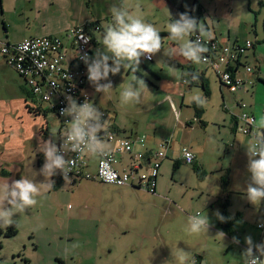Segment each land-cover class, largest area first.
Masks as SVG:
<instances>
[{"label": "rangeland", "instance_id": "1", "mask_svg": "<svg viewBox=\"0 0 264 264\" xmlns=\"http://www.w3.org/2000/svg\"><path fill=\"white\" fill-rule=\"evenodd\" d=\"M82 1L86 0H78L75 10L80 9V14L98 27L89 30L94 39L95 56L98 49L103 50L100 43L103 31L101 26L112 21L109 10L113 5L119 6L121 0H90L88 6L85 3L81 5ZM128 2L132 5V11L138 12L146 22L160 31L167 51L172 49L171 45H180L169 39L167 25L171 19H178L179 14L185 12L203 23L210 32L221 33L222 36L229 34L231 42L236 41V36L240 42L249 38L255 46L264 77V0ZM25 5L24 0H0V11L4 8L10 23H16L17 14H26ZM19 26L12 24L9 29L14 41L22 37ZM3 33L0 25V40ZM189 39L192 40V37ZM164 49L153 56L152 62L141 58L135 71L132 68H121L115 75L110 73L108 79L112 88L105 94L96 92L91 83L87 87L90 103L94 102L100 110L105 111L107 119L114 117L123 129L120 132L122 135L130 137L134 132L148 134L153 129L158 135H167L165 137L173 133L176 149L172 150V145L167 150L153 194L143 187L128 191L97 181L83 180L66 184L64 178L59 189L51 190L48 182L50 178L41 172L45 156L40 147L44 141L52 140L56 143L60 138L63 130L58 126L59 120L54 118L52 112H48L44 119L36 107L42 104L45 108L48 104L27 98L25 91L18 86L21 80L24 83L25 80L22 77L20 79L13 69L9 67L1 70L0 95L2 97L10 93L12 98L8 85L16 87L14 99L10 100L15 101V114L24 123L20 133L25 136L27 144L24 149L16 152V158H19V154L22 157L21 166L17 164L7 168L11 174L0 175V183L5 179L11 183L24 176L37 183L41 194L34 207L14 217L17 229L15 235L4 237L6 227H0V264H26V261L27 264H59L60 261L64 264H176L172 248H181L192 256L195 253L202 254L203 250L200 249L211 244L210 256L214 259L222 258L226 262L227 258L219 255L222 252L218 247L220 238L211 228L207 233L190 235L185 232V227L188 217L198 212L208 216L209 226L216 223L217 204L222 201L229 202L228 208L233 214L249 202L246 198V187L251 176L247 167L248 137L231 129L229 115L215 105L214 97L212 100L206 99L200 118L195 117L190 96L196 92L201 93V87L197 84L188 86L182 83L180 77L175 80L181 68L171 62L172 59L165 55ZM249 61L253 63L251 57ZM133 76L142 78L147 88L143 90L139 104H121L120 92ZM158 77L179 89L176 93L178 98L169 95L164 100L169 91L161 87ZM257 84L259 86L253 84L249 88V96L254 92L259 109H263L264 82L258 80ZM184 90L188 103L185 102L180 111L176 98L180 100ZM23 97L28 109L25 108L26 113L23 111L24 105L22 107L21 101H18ZM171 101L175 105L174 112ZM243 101L247 105L249 97L243 98ZM36 110L39 115H36ZM169 119L174 126L179 123L177 130L168 129ZM182 146H189L197 155L192 163L181 159ZM249 203L251 215L246 216L245 221L249 222L250 227L256 228V221L251 219L254 213L264 209V200L258 205ZM261 205L263 207L259 209ZM236 221L244 223V219L239 217Z\"/></svg>", "mask_w": 264, "mask_h": 264}, {"label": "clouds", "instance_id": "2", "mask_svg": "<svg viewBox=\"0 0 264 264\" xmlns=\"http://www.w3.org/2000/svg\"><path fill=\"white\" fill-rule=\"evenodd\" d=\"M138 7V6H137ZM132 5L128 0H121L119 6L110 8L112 21L102 25L100 43L103 50H97L94 57L85 53L81 59L87 65L89 82L95 87L96 92L107 93L112 88L109 74H117L126 68L138 69L141 58H151L164 49L160 31L151 23L146 22L138 12L131 10ZM169 39L180 43L178 54L193 64H200L204 54L208 52L206 40L212 38L203 23L188 13L179 14V18L170 20L167 25ZM198 33L199 38L191 40L189 37ZM165 55L172 58L176 53L164 49ZM111 61V63H109ZM193 76V79H197ZM101 81H107L101 83ZM147 88L145 81L133 76L132 80L120 92L121 104H139L142 92ZM67 107L61 110V115L71 117L69 128L62 137L63 142L57 145L52 140L44 141L40 150L43 151L45 162L41 172L50 178L59 171L67 183L70 182L69 173L75 166V160L66 158L68 152L77 156L105 157L110 154L111 146L106 143L103 134H106L108 121L104 113L87 100L77 103L73 97L66 96ZM191 102L198 107L206 104V98L200 94H193ZM257 127L264 128V118L257 122ZM248 156V171L250 182L246 187V198L254 205L264 200V135H254L246 144ZM177 158H180L179 156ZM184 158L189 162L192 153L184 152ZM51 185L53 182L49 179ZM41 194V188L34 180L22 176L11 183L5 179L0 183V227H10L14 217L34 207ZM217 217L223 221L225 218L217 211ZM209 218L206 214L196 213L188 217L185 232L188 234L207 233ZM224 238L223 233H219ZM237 243L236 238H233ZM246 249L242 253L243 264H264V242L254 243L251 236L245 237ZM172 256L176 264H195V258L188 251L176 247L172 248Z\"/></svg>", "mask_w": 264, "mask_h": 264}, {"label": "built area", "instance_id": "3", "mask_svg": "<svg viewBox=\"0 0 264 264\" xmlns=\"http://www.w3.org/2000/svg\"><path fill=\"white\" fill-rule=\"evenodd\" d=\"M191 37L196 40L199 34L193 33ZM223 40L220 42L217 37H212L204 41L208 52L204 54L203 61L215 70L223 87L229 92H235L244 85V80L231 70L242 66L245 72L252 71L253 67L245 61V55L253 47V42L250 39L231 42L228 36ZM93 47L94 39L83 25L71 28L64 36L36 35L18 42L0 43V53L5 64L25 80L31 95L46 102L58 118L63 130L58 146L62 144V137L70 126L68 121L71 117L61 115V110L67 107L66 96L70 95L77 103L91 101L86 90L89 84L87 65L81 57L85 53L94 57ZM151 58L142 57L144 60ZM246 107L243 100L237 101L235 130L251 140L254 135H264V131L255 126V117ZM100 111L107 118V113ZM103 138L108 143L113 142V146L109 155L98 156L93 172L87 169L88 155L78 157L73 152L65 154L66 158L75 160V166L69 173L70 180L94 179L105 184L123 186L130 185L136 179L139 187L153 192L160 162L166 157L167 140H161L156 149L152 150L147 147L144 134L122 137L110 127ZM180 151L184 162H193L194 154L189 148L183 146ZM185 151L192 153L190 162L184 158ZM120 154L130 157L129 165L122 170L116 166ZM257 227L262 228L263 222H259ZM197 261L195 258V264Z\"/></svg>", "mask_w": 264, "mask_h": 264}, {"label": "crops", "instance_id": "4", "mask_svg": "<svg viewBox=\"0 0 264 264\" xmlns=\"http://www.w3.org/2000/svg\"><path fill=\"white\" fill-rule=\"evenodd\" d=\"M77 1L78 0H24V3L26 4L25 5L26 6V14L25 13L17 14L18 18H17L16 23H10L8 13L3 8V11L2 12L0 11V25H2V30L4 31V33H3L4 37L2 36L0 43L18 42V41L22 40L23 38L36 36V35L64 36V34L67 33V31L70 30L71 28L90 23L89 20H87L86 16L80 14L81 13L80 9H79V11L75 10L77 8V5H76ZM89 2H90V0H86V1H82L80 4L82 5L83 3H85V6H88L87 3L89 4ZM12 24H19L21 26V27L19 26V28L21 30L22 37L18 41L17 40L14 41V39H12L10 34H9V32H10L9 29L11 28ZM207 30L209 31L208 27H207ZM255 32H257V29L255 30ZM227 35H228V39H229L230 36H229V34H227ZM212 37H217L220 42H224L223 39L225 38V36H222L221 33H216V32L212 33ZM246 39H249V38H246ZM236 40H238L237 36H236ZM229 41H230V39H229ZM238 41H240V40H238ZM171 46H172V49H170L169 51L176 53V54L172 58H170V59H172V61L171 60L170 61L174 62V65H178L181 68L180 73L178 75L176 74L175 80H176V78L180 77L182 83H186V84H188V86H191L192 84H196V83H194V82H196V79H193V77H191L192 75H190V72L192 74L201 75L203 77V79L205 80V83L207 84L209 95L204 96L202 88H201L202 94L200 92H196V94H200L203 97H205L206 99L209 98L212 100V97L216 98L215 105L220 106V108L222 110L227 112V114L229 115L230 121H231V124H230L231 129L233 131H235L236 133H237V131L235 130L234 119H233L234 114H236L238 112V110L236 108V103L238 100H243V98L249 97L250 102H248V104H247L248 106L246 107V110L249 113L253 114V116L255 117V126L257 127V122L261 118H264V108L259 109V106L255 100L254 92L252 93V96H249V94L251 92L249 88H252L253 84H256L257 86H259L257 84L258 80L264 81V77L261 74L262 65L257 60L256 49H255L254 45L245 55V61L253 67L252 71L251 72H245V70L242 66H238L236 69H232V72L235 73V75L241 77L244 80V85L241 88H239L238 90H236L235 92H229L225 87H223L220 84L217 73L207 62L202 61L198 65L193 64L191 61L186 60L183 56L178 54V50H179L180 45H176V46L171 45ZM250 57H251L253 63H251L249 61ZM152 60H153V56H152L151 60H149V61L152 62ZM7 68H9V66H7L5 64L3 56L0 53V72H1V70H6ZM186 68H187V72L185 73ZM152 74L155 75V73H153V72H152ZM3 77H5L4 74H3ZM18 77L20 78L19 75H18ZM158 78L160 80L161 87H164L166 89V91H169L168 93H166L164 100H166L169 95L176 96V93L179 89L176 86H174L173 83H170L169 81H166V80H162L160 77H158ZM8 86L11 90V93L13 94L12 98H10V93H8L6 95H2V97L0 95V175L1 176L11 174V172L7 168H12V167L16 166L17 164H19L21 166L22 157H20L21 155L19 154V158H16V152L19 151L20 149L21 150L24 149L26 147V144H27V140L24 139L25 136H23L20 133V130H22L24 127V123L22 121H20V118L17 117L15 114V111H16L15 107H14L15 101L10 100V99H14L16 87H14L13 85H8ZM18 86L20 87V90L25 91L27 98H30L33 102L40 101L39 99H37L31 95L28 86L24 83L23 80H21V82L18 84ZM197 86H200V85L197 84ZM87 87H88V85H87ZM86 90H87V88H86ZM186 96H187V94H186L185 90L183 92H181L180 100H177L178 97L176 96L177 97L176 101H178L180 111H181V108L184 105V103L185 102L188 103V101L186 100ZM190 98H191V96H190ZM18 101H21L20 103H21L22 107L24 105L23 111L25 112V108L27 109V107H25V103H26L25 97H23L21 100H18ZM93 104L95 105L94 102H93ZM171 105H172V111H173L175 108V105L173 102L171 103ZM95 106H97V105H95ZM36 109H40V113L44 117V119H45V115L48 112L53 113V111L48 106H46L44 108L42 104H41V107H39V108L36 107ZM36 111H38V110H36ZM29 113H31V112H28L27 114H29ZM36 115H39V111H38V114H36ZM172 115H174V113ZM53 116H54V118L56 117L55 114ZM26 117H28V116L26 115ZM107 121H108V127H110L113 131H115L118 134V136L129 137L126 135H122L120 133V132H122L123 129H121L119 127L120 125L116 122V119L114 117L107 119ZM171 123L172 122L169 119L168 120V124H169L168 129H170V130L173 129L174 131L177 130L176 128L178 127L179 123L178 122L175 123V126L173 125L174 123H172V124ZM58 126H60L59 123H58ZM172 126H173V128H172ZM257 128L260 129L261 131H264V128H260V127H257ZM137 135H142V134L134 132V134H132V136H130V137H135ZM144 135L146 136L147 147L152 149V150L156 149L158 142H160L161 140H167V142H168V145H167L168 147L166 149V156H167V152H168L167 150H169L172 145H173L172 150L176 149V146H174L175 140L173 138V136H174L173 133L172 134L170 133L168 137H165L167 135H162V134L158 135L155 133V129H153L152 133L148 132V134H144ZM61 136H62V134L60 135V138H61ZM245 137H248V136H245ZM59 139H57V142H56L57 145H58ZM248 141H250L249 137H248L246 142L248 143ZM106 143H108V142H106ZM108 144L111 147L113 146V142L112 143L109 142ZM181 148H180V150H181ZM187 148L190 149L189 146ZM190 150L194 154V160H195L197 158V155L192 151V149H190ZM180 155H181V151H180ZM88 157L89 158L87 161L88 162L87 163V165H88L87 169L89 171L93 172L95 169V166H96V161H97L98 156H88ZM181 159L183 160L182 156H181ZM163 161H164V159L161 160L159 168H160ZM129 162H130V157L127 154H120L118 156V162H117L116 166L119 170H122L124 167L129 165ZM159 168H158V172H159ZM158 172H157V176H158ZM57 173H59V171ZM2 174H4V175H2ZM157 176H156V180H157ZM50 180H52V177H50ZM83 180L97 181L94 179H81V180H77V181H73V180L71 181L70 180V184H74L76 182H80ZM156 180H155L154 190H153V192H151V194H153L154 191H156V187H157ZM97 182H99V181H97ZM99 183H101V182H99ZM102 184H105V183H102ZM110 185H113V184H110ZM115 186L116 187H122L123 189L128 190V191L141 189V187H139V185L137 184L136 179H133L131 181L130 185H123V186L115 185ZM242 190H244V189H242ZM147 192H149V191H147ZM262 202H263V200H262ZM223 203L224 202L222 201L221 203L217 204V207H218L217 211L222 215V212L224 210L227 218H229L230 220L233 221L232 231L230 233H226V232L222 231V229L219 226V220L220 219L217 217V215H216V218H217L216 223H214L213 225H210L209 228L212 229L213 233H216L219 236L220 241H219L218 247H219V249L222 250V252L219 255L226 257L227 258L226 262L222 258L214 259L212 256H210V249L212 246V244H211L208 247L205 246L204 248L200 249V250H203L202 254L195 253L192 255L194 258L198 259L196 264H243L242 253L244 252V250L247 247V244L245 243V237L251 236L254 243L264 242V216L262 215V211L264 209L261 212L253 214L251 221L252 220L256 221V225H255L256 228H254V227L249 226L248 221H245V217L251 215V210L248 209V206L250 205L249 202H247L241 208L236 209L234 214L232 213L233 211H229V208H228L229 202H227L225 208L223 207ZM262 207H263V205L259 206V209ZM237 217H239L240 219H244V223L241 224L240 222L236 221ZM259 222H263L262 228L257 227V224ZM219 233L224 234L223 240H222V236ZM7 238H9V237H7ZM233 238H236L239 242L237 243ZM207 248H208V252H207ZM219 255H218V257H219ZM212 259H214V261H212ZM27 262L28 261H26V264H27ZM62 264H64V263H62Z\"/></svg>", "mask_w": 264, "mask_h": 264}, {"label": "trees", "instance_id": "5", "mask_svg": "<svg viewBox=\"0 0 264 264\" xmlns=\"http://www.w3.org/2000/svg\"><path fill=\"white\" fill-rule=\"evenodd\" d=\"M84 28H86L88 31L91 28H95L97 29V25L95 23H87L83 25ZM262 28H263V38L262 41H264V21L262 23ZM94 51V49H93ZM145 67V65H143ZM147 68V67H145ZM148 69V68H147ZM232 71V70H231ZM190 75H192L191 77H193L194 75L197 76L198 78L196 79V84H199L203 90V95L204 96H208L209 95V91L207 88V84L205 83V80L203 79V77L201 75H196V74H192L190 72ZM262 82H264L263 80H261ZM191 106L194 108V115L196 118H200L202 112H203V107H198L194 102L191 103ZM234 119V126H235V116H233ZM202 122V121H201ZM176 165V164H175ZM53 185H50V189L51 190H57L61 187L62 181H63V176L60 173H57L56 175L52 176V180ZM227 204V201L223 203V207L225 208ZM222 216L225 218L223 221L219 220V226L222 229V231L226 232V233H230L233 229V221L230 220L229 218H227L226 213L222 212ZM17 232L16 229V225L15 223H13L12 226L10 227H6L3 236L4 237H12L13 235H15V233ZM59 264H62V262L60 261Z\"/></svg>", "mask_w": 264, "mask_h": 264}]
</instances>
